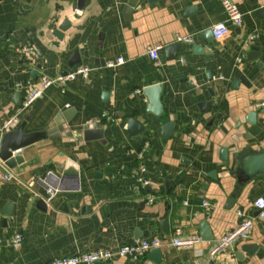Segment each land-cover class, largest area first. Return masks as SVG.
I'll list each match as a JSON object with an SVG mask.
<instances>
[{
	"label": "crops",
	"instance_id": "obj_1",
	"mask_svg": "<svg viewBox=\"0 0 264 264\" xmlns=\"http://www.w3.org/2000/svg\"><path fill=\"white\" fill-rule=\"evenodd\" d=\"M127 1L83 0L80 10L77 0H0V125L16 116L22 133H43L13 153L20 164L4 165L13 178L4 179L0 166V264H44L153 238L161 241L159 259L148 252L135 264H264V218L254 207L264 198V173L247 179L238 173L243 158L264 149L261 0H231L242 21L228 23L221 39L207 35L227 19L219 0H136L124 13ZM177 35L193 41L177 46ZM21 45L32 52L15 50ZM148 46H160L156 60ZM118 56L123 62L114 64ZM73 57L78 62L68 66ZM78 65L89 68L85 78L50 85L17 112L41 73ZM153 84L162 85L160 118L139 98ZM62 112L68 120L52 127ZM251 112L254 123L247 121ZM128 118L141 126L138 133H127ZM91 121L101 137L71 136ZM166 122L172 132L163 138ZM143 141L149 184L134 190L137 160L129 149ZM67 168L72 175L63 174ZM44 177L56 189L47 204L37 197ZM202 200L212 205L204 209ZM239 210L253 218L247 237L211 258V243L237 224ZM202 221L212 239L192 247L171 243L175 236L202 238ZM14 233L21 235L17 248L10 242Z\"/></svg>",
	"mask_w": 264,
	"mask_h": 264
},
{
	"label": "built area",
	"instance_id": "obj_2",
	"mask_svg": "<svg viewBox=\"0 0 264 264\" xmlns=\"http://www.w3.org/2000/svg\"><path fill=\"white\" fill-rule=\"evenodd\" d=\"M227 12V19L224 22H221L211 28L212 36L215 39H221L227 35L229 32L228 23L234 26H239L242 21V14L238 10L237 6L231 0H219ZM261 5L264 7V0H261ZM178 42L190 43L193 41L192 36L184 35L176 36ZM160 46H148L146 47V53L150 56L151 59L156 60L158 58V49ZM15 50L20 51L25 54L32 52L29 46H18ZM183 61V60H182ZM123 62L122 57L118 56L115 59L114 64H120ZM109 65H113L109 63ZM89 68L85 65L75 66L73 69L67 71L64 74L58 73L53 75H47L41 73L38 78V83L33 88H31L23 99L20 101L17 107V112L24 111L29 104L40 94L42 91L50 85L57 84L60 88H63L67 81L74 79L79 76L80 78H85L88 74ZM135 92L138 89L134 90ZM259 106H264V97L258 103ZM17 125V118L13 116L9 118L5 123L0 125V136L7 131H10ZM148 141H143L139 149L131 150L129 152L133 153L137 165L133 168V189L139 190L143 186L149 184V178L145 176V168L141 161L142 152L148 148ZM16 152V151H15ZM0 166L4 167V163L0 160ZM5 168V167H4ZM2 177L4 179L13 178L12 174L7 168L2 172ZM56 189L51 186H46L44 188V194L37 195L44 203H48L51 198L54 196ZM200 205L204 209H208L212 204L207 200H202ZM254 207L258 209V216L264 218V198L259 197L254 201ZM238 222L237 224L230 229L228 232L221 235L219 238L214 240L209 247V255L213 258L216 254L223 251L225 248L229 247L237 238L247 237L250 229L253 226V218L247 216L241 210L237 212ZM202 238L198 234H193L190 236H175L172 238L171 243L176 247H192L196 243L200 242ZM11 245L14 248L20 246L21 235L19 233H14L10 238ZM2 239L0 237V246ZM161 246V241L158 238H153L151 240H136L131 244L122 245L117 248L115 251H110L108 249L98 248L95 250L87 252H77L69 256H61L54 258L44 264H91L94 262L105 263V264H135V262L150 252L152 249L158 248Z\"/></svg>",
	"mask_w": 264,
	"mask_h": 264
},
{
	"label": "water",
	"instance_id": "obj_3",
	"mask_svg": "<svg viewBox=\"0 0 264 264\" xmlns=\"http://www.w3.org/2000/svg\"><path fill=\"white\" fill-rule=\"evenodd\" d=\"M151 1V0H149ZM77 7L81 10L83 7V0H77ZM136 0H128L125 7H124V13H126L134 4ZM264 10V7L262 8ZM60 30L64 29V22L59 27ZM212 35V30L209 29L207 31V35ZM53 35L60 37L59 31L55 30L53 31ZM177 46L179 44L175 43ZM173 46V45H172ZM194 51L203 53V50L199 48L198 46H194ZM78 60L76 58H72L68 62V66H72L73 64L77 63ZM36 68H39L37 65ZM35 72V70H33ZM67 71L61 72V74L66 73ZM46 73V72H45ZM48 74V73H47ZM50 75V74H49ZM243 80V78H241ZM162 93V85L161 84H153L150 86H146L142 88L141 94L139 96L140 99H144L148 101V105H146V112L152 113L155 117L160 118L163 116L164 111L162 108V104L160 102V95ZM16 102V101H14ZM18 101L16 102V104ZM69 113V112H68ZM68 113H59L56 115L55 118L52 119L51 126H60L63 124V122L68 120ZM247 121H251V123L255 122V112H251L249 116H247ZM126 128L127 133L129 135H134L138 133L142 128L132 118H128L126 121ZM63 131L66 133L67 130L64 129V127L61 126V128L58 129V131ZM50 133L49 131H47ZM172 132V122H166L162 126V137L166 138L169 136V134ZM72 137H80L82 141L87 142L91 139H96L98 137H101V129L98 128L97 122H87L81 126V128L76 129L72 132H70ZM97 135V136H96ZM43 137V133L41 132H32V133H22V126L17 125L14 129L4 132L0 136V160L3 161L4 165L8 168L14 167L16 164H20L22 162L21 157L15 153L18 149L25 147L29 143L33 142L34 140H37L38 138ZM221 157L224 158L225 161L226 158V151L223 150L221 152ZM240 168L238 170V173L242 174L244 176V179L249 178V176L253 175L256 172H262L264 173V149H260L257 152H254L245 158H243L240 161ZM44 169V168H42ZM41 169V170H42ZM65 175H72V171L70 168L65 169V172L63 173ZM50 176V174L45 175V177ZM42 179V182L44 183V187L50 186V183L46 180V178ZM203 188H206V185H203ZM146 190H149L148 187L145 188ZM201 236L202 240H210L212 239L210 229L205 221L201 222ZM250 246H247L248 252H250ZM148 256L152 258L153 260H158L160 256V249L155 248L152 249ZM91 264H105V263H99L94 262Z\"/></svg>",
	"mask_w": 264,
	"mask_h": 264
}]
</instances>
